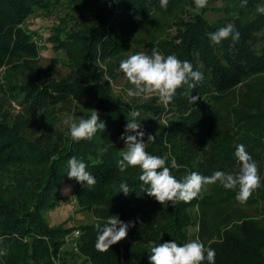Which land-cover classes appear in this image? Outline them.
<instances>
[{
	"label": "trees",
	"instance_id": "obj_1",
	"mask_svg": "<svg viewBox=\"0 0 264 264\" xmlns=\"http://www.w3.org/2000/svg\"><path fill=\"white\" fill-rule=\"evenodd\" d=\"M235 1V16L227 22L210 21L194 0H168L166 9L160 0H91L70 29L51 27L49 40L67 59V74L58 78L40 65L39 46L28 33L36 30L25 26L36 10L58 0H0L2 90L21 109L11 114L0 102V250L7 253L0 255V264H150L151 242L183 244L195 236L215 249V264H264V222L233 208L238 187L226 189L217 182L205 185L189 203L163 205L144 192L148 185L140 181L138 167L118 168L126 151L120 137L135 109L141 113L145 142L147 134L156 135L146 150L166 156L169 167L175 158L177 179L193 171L205 176L237 171L235 150L243 143L261 177L250 200L264 203V17H247L264 0H247L243 7L242 0ZM228 24L240 32L239 40L214 44L209 33ZM155 25L163 37L158 43L146 41L147 52L156 49L190 61L204 79L194 89L179 88L169 103L155 95L125 101L113 92L111 79L139 33ZM169 25L173 31L166 34ZM191 95L200 96L196 104L189 103ZM86 98L93 105L84 119L97 110L106 130L91 140L74 141L56 129L59 112ZM73 156L86 164L94 186L67 176ZM65 180L74 186L78 209L92 213V221L70 227L46 221L44 211L59 205L57 189ZM121 182L128 184L129 194L119 192ZM111 215L135 226L108 251H97L95 224L103 225ZM193 226L197 230L191 233ZM75 229L80 230L78 237L72 235L76 250L65 252Z\"/></svg>",
	"mask_w": 264,
	"mask_h": 264
},
{
	"label": "clouds",
	"instance_id": "obj_2",
	"mask_svg": "<svg viewBox=\"0 0 264 264\" xmlns=\"http://www.w3.org/2000/svg\"><path fill=\"white\" fill-rule=\"evenodd\" d=\"M194 2L198 9L208 4V0H194ZM246 3L247 0H242L241 6H245ZM167 5L168 0H160L162 8L166 9ZM256 10L264 14V4L257 5ZM229 37L233 40L240 38V32L233 24L209 33V38L214 44H220L222 40ZM119 67L126 79L134 85V88L127 89L128 96L147 98L155 95L162 103L171 102L177 90L184 85L194 89L204 79V74L194 70L190 61H181L174 54L165 56L156 49L152 50L151 55L144 52L131 54L121 60ZM199 99V95H191L189 103L196 104ZM140 116L141 113L135 109L127 115L128 122L120 137L125 142L126 151L118 162V168L124 172L129 167H138L141 170L140 181L148 185L144 192L154 197L159 203L163 205L171 203L173 206L180 201L189 203L200 194L205 185L219 182L226 189L238 187L236 199L243 204L251 197L252 192L260 187L259 165L246 151L243 143L237 145L235 150L239 164L237 171L217 170L210 176L193 171L182 180L177 179L172 173V169L179 167L175 158H172L171 167H169L166 156L153 155L146 150L148 143L155 142L156 135L147 134V142H145L146 133L138 122ZM63 124L69 128L74 141L91 140L98 130H106V123L100 121L97 110L93 111L89 118L80 119L78 122L72 117H67L63 120ZM68 165L67 176L70 179H75L82 184L86 182V186L95 185L96 179L86 170L87 166L83 161L73 156L69 159ZM119 187V192L125 195L131 191L125 182H121ZM67 191L68 189H65V193ZM134 226L135 221L125 222L117 215L107 217L103 225L97 222L95 224L97 251H108L112 245L126 238L129 228ZM6 254V251L0 250V255ZM215 257V249L205 247L199 239L189 240L183 244L176 240L163 243L153 241L149 245L150 264H203L205 260L207 264H215Z\"/></svg>",
	"mask_w": 264,
	"mask_h": 264
},
{
	"label": "rangeland",
	"instance_id": "obj_3",
	"mask_svg": "<svg viewBox=\"0 0 264 264\" xmlns=\"http://www.w3.org/2000/svg\"><path fill=\"white\" fill-rule=\"evenodd\" d=\"M91 0H58V3L51 5L47 9H38L36 10L26 21L25 26L31 30H36L37 34V44L40 50V65L45 69H50L54 71V75L58 78L64 77L67 74V65L64 63L66 59L65 52L63 49L55 46L54 42L49 40V36L52 34L53 27H65L67 30L72 27L80 19L79 9L88 8V3ZM236 1L235 0H208V4L204 7L205 14L210 21L224 20L230 22V20L235 16L236 12ZM257 7L249 10L247 12L248 19H255L256 17L263 16L264 14L258 13L256 10ZM197 10H200L197 8ZM166 24H160V27H164ZM49 27V28H47ZM173 28L170 25L167 27L168 34L172 32ZM162 29L157 25L147 28L146 30L139 33L136 38V43L134 49L129 53L135 54L137 52H147V46L145 42H155L158 43ZM165 34V35H166ZM262 34H264V26ZM64 36V34H62ZM146 46V49L143 47ZM26 74V73H25ZM116 78L111 79L113 92L121 96L125 101L135 102V101H144L150 97H130L126 94L127 89L134 88L121 72L117 70ZM26 76H28L26 74ZM6 72L4 69L0 70V102L3 104L5 110L11 114L17 113L20 109L18 103L12 99L10 95L4 93L2 86L6 82ZM28 78L35 79L33 76H28ZM253 83H255L253 81ZM261 87V86H260ZM259 87V88H260ZM154 96V95H152ZM151 96V97H152ZM93 101L90 98L79 100L76 104L69 110L65 112H59V119L56 125V129L60 132H63L67 135H70V130L63 124V120L67 117H72L77 122L80 119H84V113L88 110H91ZM73 185L66 180L57 189V197L60 199V203L55 208L45 210L44 216L46 221L51 226H56L64 222L65 227L77 226L81 223H87L92 221L93 215L88 211H80L75 201ZM65 189H68L65 193ZM235 207H241V210L245 213L260 219L264 222V213L262 201L260 202H251L250 198L246 203L241 204L238 200L232 202ZM196 227H191L190 232H196ZM73 234H69L66 239V243L63 246V251L70 252V250H76L74 244L72 243ZM197 235V234H196ZM195 239H199L198 236H195ZM64 253V252H63ZM70 254V253H68ZM74 260L79 259V257L73 258Z\"/></svg>",
	"mask_w": 264,
	"mask_h": 264
},
{
	"label": "built area",
	"instance_id": "obj_4",
	"mask_svg": "<svg viewBox=\"0 0 264 264\" xmlns=\"http://www.w3.org/2000/svg\"><path fill=\"white\" fill-rule=\"evenodd\" d=\"M28 33H31L32 34V38L37 42V34L36 33H33L32 31H28ZM38 43V42H37ZM74 237H78L79 235H80V230L79 229H75L74 230ZM74 244V246H75V248H76V245H77V243L76 242H74L73 243Z\"/></svg>",
	"mask_w": 264,
	"mask_h": 264
}]
</instances>
